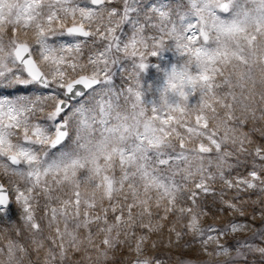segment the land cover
I'll list each match as a JSON object with an SVG mask.
<instances>
[{"label": "snow or ice", "instance_id": "1", "mask_svg": "<svg viewBox=\"0 0 264 264\" xmlns=\"http://www.w3.org/2000/svg\"><path fill=\"white\" fill-rule=\"evenodd\" d=\"M237 215L264 224V0H0V264H264Z\"/></svg>", "mask_w": 264, "mask_h": 264}, {"label": "rangeland", "instance_id": "2", "mask_svg": "<svg viewBox=\"0 0 264 264\" xmlns=\"http://www.w3.org/2000/svg\"><path fill=\"white\" fill-rule=\"evenodd\" d=\"M9 215L11 216V219L13 221H16L18 219V209H17V206L13 203V206L11 208V211L9 213ZM229 219H233L235 221H238L240 223H251L252 227L254 230H259L261 229L262 227H264V224L261 223V221L259 219H257L255 222H251L250 220H246V218L248 217H239L238 215L237 216H229L228 217ZM7 219H5L4 221L0 222V227H4L6 224H7ZM207 222H211L210 220L207 221ZM252 237V232L249 231L247 233H242L240 234L239 236L237 237H229L228 239V243L230 245H232L233 247L235 246V242L237 239H245V238H251ZM163 249H160V253L163 254V258L167 259V255H168V252L167 250L165 251H162ZM191 257L192 258V264H196V261L200 259V257L198 256L197 253L195 252H176V251H173L172 254H171V260L168 262V264H174L175 260L177 259V257Z\"/></svg>", "mask_w": 264, "mask_h": 264}, {"label": "trees", "instance_id": "3", "mask_svg": "<svg viewBox=\"0 0 264 264\" xmlns=\"http://www.w3.org/2000/svg\"><path fill=\"white\" fill-rule=\"evenodd\" d=\"M225 215H227V214H225ZM246 220H250L249 218H246ZM165 250H167V249H163L162 251H165Z\"/></svg>", "mask_w": 264, "mask_h": 264}]
</instances>
